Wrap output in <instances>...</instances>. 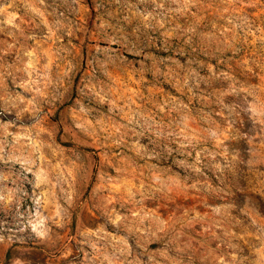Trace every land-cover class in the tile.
I'll list each match as a JSON object with an SVG mask.
<instances>
[{
	"label": "rangeland",
	"instance_id": "1",
	"mask_svg": "<svg viewBox=\"0 0 264 264\" xmlns=\"http://www.w3.org/2000/svg\"><path fill=\"white\" fill-rule=\"evenodd\" d=\"M0 264H264V0H0Z\"/></svg>",
	"mask_w": 264,
	"mask_h": 264
},
{
	"label": "clouds",
	"instance_id": "2",
	"mask_svg": "<svg viewBox=\"0 0 264 264\" xmlns=\"http://www.w3.org/2000/svg\"><path fill=\"white\" fill-rule=\"evenodd\" d=\"M49 219H52L53 221H55V218L54 217H49ZM51 231V229L50 228H47V229H45V228H41V233H42V235H44V236H47L48 235V233Z\"/></svg>",
	"mask_w": 264,
	"mask_h": 264
}]
</instances>
